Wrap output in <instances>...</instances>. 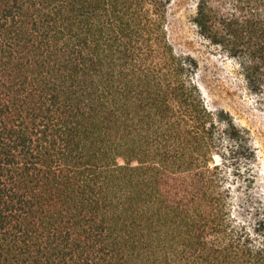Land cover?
<instances>
[{
    "label": "trees",
    "instance_id": "16d2710c",
    "mask_svg": "<svg viewBox=\"0 0 264 264\" xmlns=\"http://www.w3.org/2000/svg\"><path fill=\"white\" fill-rule=\"evenodd\" d=\"M171 4L0 0V264H264L251 138L209 108ZM196 13L263 90L264 0Z\"/></svg>",
    "mask_w": 264,
    "mask_h": 264
},
{
    "label": "rangeland",
    "instance_id": "374dc122",
    "mask_svg": "<svg viewBox=\"0 0 264 264\" xmlns=\"http://www.w3.org/2000/svg\"><path fill=\"white\" fill-rule=\"evenodd\" d=\"M196 12L197 0H172L171 36L178 52L198 59V78L209 108L230 116L250 136L255 153L256 193L264 202V89H255L248 82L240 59L204 38L195 23ZM217 162L221 163V159L217 158Z\"/></svg>",
    "mask_w": 264,
    "mask_h": 264
}]
</instances>
